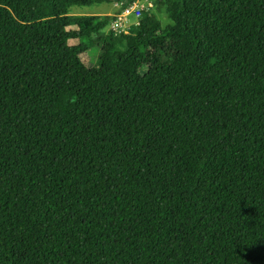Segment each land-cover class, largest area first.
<instances>
[{"label": "trees", "instance_id": "obj_1", "mask_svg": "<svg viewBox=\"0 0 264 264\" xmlns=\"http://www.w3.org/2000/svg\"><path fill=\"white\" fill-rule=\"evenodd\" d=\"M151 1L0 0V264H264V0Z\"/></svg>", "mask_w": 264, "mask_h": 264}, {"label": "rangeland", "instance_id": "obj_2", "mask_svg": "<svg viewBox=\"0 0 264 264\" xmlns=\"http://www.w3.org/2000/svg\"><path fill=\"white\" fill-rule=\"evenodd\" d=\"M151 1V0H150ZM117 0H110L109 3L102 4V5H94L91 7H72L70 9L69 15L71 16H114L113 18H116L115 16L119 15V12L116 10L115 3H117ZM152 8L150 10H147L144 12L145 16H149L153 18L158 25L161 28H167L169 26H172L173 23L168 18L166 11L164 8L159 6L157 3H154L151 1ZM124 20V18H122ZM126 23L131 24L134 22V19L132 16H129L128 18H125L124 20ZM123 21H121V25H123ZM136 30L134 26L130 28V33L133 30ZM69 30H76L75 27L69 28ZM134 30V31H135ZM129 33V34H130ZM128 34V35H129ZM78 41L76 40H70L69 45H77ZM121 47H125V44L120 41L119 42ZM82 61L85 63L86 67L88 68H97L99 66V48L94 47L92 49H89L83 56Z\"/></svg>", "mask_w": 264, "mask_h": 264}, {"label": "built area", "instance_id": "obj_3", "mask_svg": "<svg viewBox=\"0 0 264 264\" xmlns=\"http://www.w3.org/2000/svg\"><path fill=\"white\" fill-rule=\"evenodd\" d=\"M116 10L119 12V15L113 18L108 26V31L114 36L120 35H128L130 33V28L134 26L138 27L140 20L143 17L144 12L150 10L152 8L150 0H136L132 4L122 8L121 3H115ZM132 16L134 22L131 24L126 23L124 20ZM114 17V16H113ZM124 18V20H122ZM121 21H123V25H121Z\"/></svg>", "mask_w": 264, "mask_h": 264}]
</instances>
